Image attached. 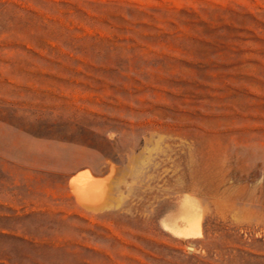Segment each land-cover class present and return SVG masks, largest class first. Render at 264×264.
<instances>
[{
  "label": "rangeland",
  "instance_id": "rangeland-1",
  "mask_svg": "<svg viewBox=\"0 0 264 264\" xmlns=\"http://www.w3.org/2000/svg\"><path fill=\"white\" fill-rule=\"evenodd\" d=\"M0 118L38 264H264V0H0ZM110 165L118 206L76 212Z\"/></svg>",
  "mask_w": 264,
  "mask_h": 264
},
{
  "label": "crops",
  "instance_id": "crops-1",
  "mask_svg": "<svg viewBox=\"0 0 264 264\" xmlns=\"http://www.w3.org/2000/svg\"><path fill=\"white\" fill-rule=\"evenodd\" d=\"M6 128L0 118V264H38V248L47 241L38 239L34 228L51 210L38 207L35 150Z\"/></svg>",
  "mask_w": 264,
  "mask_h": 264
},
{
  "label": "bare ground",
  "instance_id": "bare-ground-1",
  "mask_svg": "<svg viewBox=\"0 0 264 264\" xmlns=\"http://www.w3.org/2000/svg\"><path fill=\"white\" fill-rule=\"evenodd\" d=\"M155 131H156L155 133H157L161 130H159V131L155 130ZM161 137H163V135H161ZM152 150H154V148ZM136 162H137V160H136ZM109 171H110V173H107L109 175H107L106 177H104V176L96 177L88 169L77 173L75 177L73 176V178L69 182V187L71 189V194L74 198L73 203H72V208L76 212H78L82 215V214H85L87 212H89V213L95 212L96 213V212H102L104 210H111L112 208L118 206V204H117L118 199L116 198V195H115V192L117 189V187H116L117 186V180H116V177H114V173H115L114 165H110ZM120 195H122V194H120ZM175 208L176 207L174 204H170L169 206L167 205V207L162 206V207L157 209L156 217L161 216L164 213V211H167V210L173 211V210H175ZM141 209H143V208H141ZM109 214H107L106 216H109ZM188 219H189V217H188ZM187 221H189V220H187ZM173 226H175V227L178 226L177 222H174ZM172 233H173V231H172Z\"/></svg>",
  "mask_w": 264,
  "mask_h": 264
}]
</instances>
